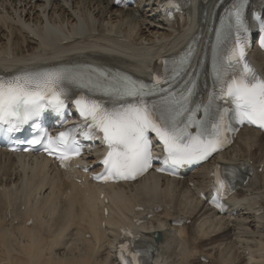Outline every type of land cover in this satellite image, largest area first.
Here are the masks:
<instances>
[{
  "label": "bare ground",
  "instance_id": "1",
  "mask_svg": "<svg viewBox=\"0 0 264 264\" xmlns=\"http://www.w3.org/2000/svg\"><path fill=\"white\" fill-rule=\"evenodd\" d=\"M158 1L136 0L125 6L113 0H0V58L4 63L18 58L26 68L72 64L77 56L71 51L84 48L95 54L108 52L127 63L114 65L128 70L137 63L144 68L203 26L195 12L188 22H167L158 13ZM195 1L204 7L209 0ZM255 58L264 73V55L257 53ZM220 160H247L259 167L264 163V133L242 130ZM208 174V166H203L188 176L202 189ZM100 190L83 175L57 170L51 160L18 159L0 150V264H114L108 250L114 227L127 221L138 205L165 208L140 229L145 238L161 233L155 264H264V214L257 217L253 210L257 204L264 207V171H256L233 199V206L243 209L233 218L216 216L197 200L187 179L149 175L137 184L108 187L111 215L107 231L101 232ZM9 207L13 219L7 221L4 211ZM181 215L192 223L172 226ZM31 217L33 223L27 226ZM88 230L95 244L85 240Z\"/></svg>",
  "mask_w": 264,
  "mask_h": 264
},
{
  "label": "snow or ice",
  "instance_id": "2",
  "mask_svg": "<svg viewBox=\"0 0 264 264\" xmlns=\"http://www.w3.org/2000/svg\"><path fill=\"white\" fill-rule=\"evenodd\" d=\"M165 3L175 8L174 0ZM245 4L246 0H234L221 19L212 90L206 102L196 99L199 63L193 68L195 54L189 47L186 53L163 60L164 74L152 82L92 65L0 76V125H10L11 131L18 132L31 122L38 134L27 143L41 145L62 164L81 155L83 145L77 135L94 140L101 134L108 150L101 161L103 172L94 179L105 182L134 181L156 161L162 165L156 170L169 174L206 162L231 143L225 135L230 112L241 125L264 129V78L246 59L251 29L255 26L264 33V18L256 17V24L250 25ZM260 43L264 47V35ZM73 96L81 123L56 136L46 131L40 135L37 118L47 109L63 113ZM156 142L163 156L154 154ZM238 167L225 166L222 173L221 165H216L213 171V203L221 209L225 207L222 201L231 194ZM125 235L132 234L125 230ZM125 248L121 244V264H141L138 257L142 253L133 249L129 258Z\"/></svg>",
  "mask_w": 264,
  "mask_h": 264
},
{
  "label": "rangeland",
  "instance_id": "3",
  "mask_svg": "<svg viewBox=\"0 0 264 264\" xmlns=\"http://www.w3.org/2000/svg\"><path fill=\"white\" fill-rule=\"evenodd\" d=\"M218 253V252H217Z\"/></svg>",
  "mask_w": 264,
  "mask_h": 264
}]
</instances>
